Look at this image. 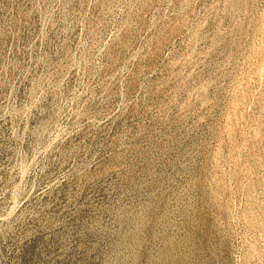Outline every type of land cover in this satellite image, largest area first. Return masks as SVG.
Returning <instances> with one entry per match:
<instances>
[{"label":"rangeland","instance_id":"374dc122","mask_svg":"<svg viewBox=\"0 0 264 264\" xmlns=\"http://www.w3.org/2000/svg\"><path fill=\"white\" fill-rule=\"evenodd\" d=\"M0 264H264V0H0Z\"/></svg>","mask_w":264,"mask_h":264}]
</instances>
